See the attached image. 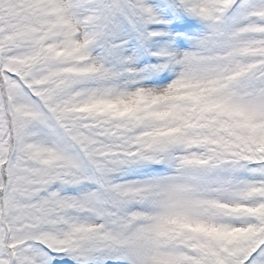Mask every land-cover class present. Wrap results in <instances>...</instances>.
I'll return each mask as SVG.
<instances>
[{"label": "snow or ice", "instance_id": "snow-or-ice-1", "mask_svg": "<svg viewBox=\"0 0 264 264\" xmlns=\"http://www.w3.org/2000/svg\"><path fill=\"white\" fill-rule=\"evenodd\" d=\"M0 264H264V0H0Z\"/></svg>", "mask_w": 264, "mask_h": 264}]
</instances>
